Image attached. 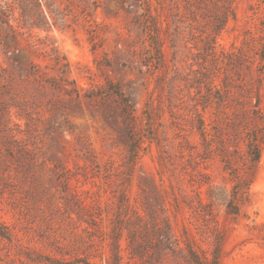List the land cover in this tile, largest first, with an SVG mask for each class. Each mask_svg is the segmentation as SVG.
Instances as JSON below:
<instances>
[{"label":"rangeland","instance_id":"rangeland-1","mask_svg":"<svg viewBox=\"0 0 264 264\" xmlns=\"http://www.w3.org/2000/svg\"><path fill=\"white\" fill-rule=\"evenodd\" d=\"M187 3L196 1L0 0L6 18L0 62L15 78L5 97L9 129L23 148L0 172V220L14 233L12 244L0 237L5 253L24 263L31 250L68 260L89 254L105 264L122 223L123 264H142L130 258V231L156 251L158 240H182L186 228L208 253L224 240L220 264H264V228H253V221L264 223V148L252 205L244 209L250 219L235 218L226 213L231 175L198 129L204 117L217 138L232 118V106L218 105V85L230 75L235 86L247 83L253 104L260 92L264 127V0L235 3L236 19L218 39V60L203 51L208 18L195 21ZM240 50L245 56L236 74L224 56ZM33 66L42 78L32 75ZM214 75L218 85L209 92ZM22 102L30 118L21 115ZM128 113L145 136L136 163ZM167 213L173 238L164 231ZM154 249L148 259L156 264ZM164 255V264H188L176 245Z\"/></svg>","mask_w":264,"mask_h":264},{"label":"trees","instance_id":"trees-1","mask_svg":"<svg viewBox=\"0 0 264 264\" xmlns=\"http://www.w3.org/2000/svg\"><path fill=\"white\" fill-rule=\"evenodd\" d=\"M195 1L196 3L194 4L189 5V3H187L188 7L186 9L188 13L193 15L195 21H197L201 15L208 18L205 26L207 30L206 36L203 37V51L206 52L207 56H212L215 60H218L223 57V54H221L222 52L219 51L218 39L226 29L229 20L236 19L235 3L238 0ZM196 4L198 6H196ZM192 7H195L196 10L192 9ZM3 15V6L0 4V19L4 21L6 18H4ZM244 56V53L240 50L238 54L232 52L224 57H226V61L229 63L228 65L232 66L233 72L235 69L237 74L238 68L243 64L242 61L244 60ZM13 68L16 69L14 65ZM37 69L38 66H33L32 75L35 77L37 76V78H42V74L39 75ZM216 77L217 75H214V78H208L206 89L209 92H212L213 89L217 88L218 84L215 82ZM13 80H15L14 72H9L8 69L3 66L2 62H0V172L2 169L6 172V170L10 168V160L8 157H15V154H17L19 150H23V148L18 145L16 135H14L9 129L12 114L5 97L10 95L8 83ZM232 80L231 75L227 76L224 83L221 86L218 85L221 92V98H219L218 105L227 108H231L232 106L234 108L232 118L226 126L230 131L225 133L224 130L226 128H223L224 130L221 128L217 132L218 137H212L213 134H210L207 130L208 126L206 125L204 117L201 118L198 129L203 138L206 150L208 152H218L224 170L231 175L232 189L226 206V213L229 216L240 218L247 217L244 209L252 205V187L257 181L259 166L263 157L264 127L262 125L263 118H259V112L261 110L260 92H256L255 97H257L258 101L253 104L254 93L250 92L249 86L246 85L247 83L242 86H235ZM18 103L19 100L17 101V105ZM19 106L22 110L21 115L30 118L26 105L22 102ZM207 108L206 104H204V109ZM128 115L130 117L128 126L130 128L129 133L131 140L129 151L133 162L136 163L143 150L145 136L141 134L142 129H137L134 116H132L131 113H128ZM212 129L214 128L212 127ZM241 143H243L244 148L241 147ZM4 178L5 177L3 176L2 179ZM160 190L167 193L166 189L161 188ZM123 196V201L125 202L124 206L126 210H128L127 208H129V206L127 205V200H125L126 195L123 194ZM158 196L163 198L162 195ZM198 199L200 206L204 208L210 207V204L205 202L200 194H198ZM79 202L82 210H87L89 208V205L82 203L80 199ZM172 206L175 208V213H179L182 210V205L176 196H174V203H172ZM148 213L150 219H152L154 223V228H157V233L161 235V232L163 231L159 228V216L157 215V212L150 209ZM174 217L176 218V214H174ZM248 217L247 219H250ZM163 222L166 235L169 238L175 237L173 217L167 213L163 218ZM253 223V228L255 230L259 229L260 226L264 228V223L257 224L255 221H253ZM0 237L6 239L2 241H6L9 244L14 243V240H12L14 238V233L1 220ZM122 237L123 230L121 223V225H117L113 230L110 238L112 242L109 245L111 255L108 259H105V264H123V256L121 254ZM164 238L165 237L158 240L157 245L155 246L158 250L156 249L155 251L154 247H152L153 244L150 241L145 240L143 234L138 235L136 230L130 231L128 238V251L130 258L142 264H153V262L151 263V261H149L148 257L151 255L150 250L154 249L155 253L158 255L157 260L154 261V263L164 264V249L176 245L182 250V252H184V257L188 264H220L222 261L224 249V240L222 238L216 240L215 247L210 253L199 246L197 240L194 236L190 235L187 228L184 230L182 240H169L170 242L167 245L168 241L164 240ZM5 246L6 245L0 246V264H103L96 262V260H92L96 259L98 256L92 257L89 254H83L84 257H80V255L75 257L72 256L71 259L68 260L65 259L64 256L63 259H59L50 255L36 253L34 250L25 254L27 260L26 263H24L23 260L20 261L19 259H15L10 250L5 253ZM1 252L3 253L1 254Z\"/></svg>","mask_w":264,"mask_h":264}]
</instances>
